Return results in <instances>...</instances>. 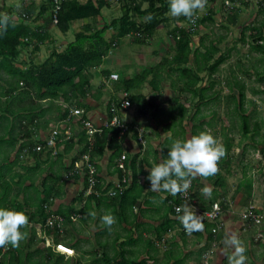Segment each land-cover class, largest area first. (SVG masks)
<instances>
[{
	"label": "trees",
	"instance_id": "1",
	"mask_svg": "<svg viewBox=\"0 0 264 264\" xmlns=\"http://www.w3.org/2000/svg\"><path fill=\"white\" fill-rule=\"evenodd\" d=\"M121 1L122 4L120 7L122 9V16H129L132 19L130 21L131 31H138V34H136L133 39L143 41L142 37L150 36L158 26L163 25L167 20L166 13L168 11L169 0ZM142 3H145L146 6L143 7ZM104 4L105 0H97V5L93 6L92 13L94 15L99 13L100 8ZM52 5L53 0H41L39 3V9L36 11L35 15L39 18H43L44 20L42 25H37L35 27H33L29 22L15 21L12 9L9 6H2L3 11L0 10V16L6 14L10 18L8 26L0 29V68H2L8 76L5 81L8 83L10 89L7 90L5 95L9 94L11 90H15V88L19 86V82L23 83V86H21V88L18 89V92H16L17 96H13L12 93L10 94L12 97L9 102L7 101V104H10L13 101H24L28 93L31 95L29 88H32L34 89L33 91H35L36 96L41 99H47L48 104H51L57 98H65L68 94H71V96L75 98V102L70 104L81 105L84 108L81 117L78 118V122L80 124L79 131L76 134L59 141L58 145L62 144L63 146L55 155H52L50 150H46L45 153L42 150H34V144L41 140L35 141L36 139L30 138L31 133L29 124H32L34 120H37L45 113L47 107L44 105L42 106L40 104L36 105L34 103H27L25 106L20 107V111L18 109L17 116L11 123L2 124L0 122V127L4 126V131L0 133V145L5 143L7 148H9V153L11 152V155H13V158L10 159L8 153V156L0 162V206L22 209L25 212V207L28 204L27 201L23 200L20 202L17 200L16 193L18 190L14 193V195H12V192L16 184L24 186V182L26 180L32 181L29 173L34 170L35 166H26L25 168L27 169L24 172L12 171L13 166L18 163L20 155H23L24 153H26V155L30 154L37 161V166H39L42 161H47L46 159H49L50 165L53 166L61 159V157L64 156V153L69 151L74 146V143L79 144L78 152H76V155L72 157L71 162L65 167L66 172L69 173V175L79 174H76L77 171L74 170V167L76 166L75 164L77 161L82 158V154L84 153L89 154V160L92 162L97 157H100L106 148L112 146L114 150L112 151L111 156L114 157V159H116V157L119 158L121 155V149L119 144L116 142V138L118 136L122 137L126 135L128 131L132 132V134L138 138L135 128L138 124L137 116L145 113L147 114V110H149L148 113L150 118H154V116L161 113L152 97H148L145 93L138 91L140 90V85L145 81L147 75L151 72L153 73V76L150 80H148V83L152 84L153 88H158V81L162 79L160 69L166 68L169 74L175 75L172 80L173 83H175V86H177L178 94H181L182 92L189 94V98L184 102H182L180 98L178 99V94L175 95L174 100L176 101L175 103L179 109L177 112H174L173 110L171 111L172 118L175 122H178L180 132L183 136L186 132V128L182 123L185 111L188 109L187 107L189 103H191L194 99L197 103L192 104L195 108L194 112L189 117V122H192L191 129L189 130L191 135L196 134L201 130H205L204 125L213 127L215 119L221 120L220 117H216L217 112L214 109H210L208 113L209 116L206 119L205 117L207 114L201 113L200 111L199 103L202 101L206 104L211 99L219 100V96H216L215 90L207 91L213 86L214 82L211 80L208 81L206 85L202 84L201 82L204 77L200 74V72L207 70L208 74L211 72L213 73L218 65L224 60V54H218L213 59V55L218 49L213 41H210L207 44H204L202 41L201 43L204 50H200L199 47L191 49L190 45L195 27L191 28L189 25L186 26L184 24H177L171 31L175 41L176 51L169 58L168 56H164L154 67L153 65L145 67L133 76L123 77L118 74V83L120 82L121 86L118 87L116 91H121L123 95H119L117 97L112 92L106 102L107 116H111L109 110L111 103L119 105L123 98H126L130 102V106L133 104L137 105V115H135V117L128 123V130L121 133V127L108 126L102 128L100 132H95L88 140L85 127L81 121L82 118H87L86 114H84L85 110L88 108L85 99L95 97L99 94V92L95 89L90 90L91 88L88 87L89 79L86 75L87 68L100 65L107 51L110 50L109 48L111 45L115 44L116 41L113 37L110 39L105 38L104 33L107 28L105 25L101 26V28L91 30L89 29L91 28L90 24L86 23L80 30L73 33V39L66 44L63 50L59 51L54 49L42 61H32L27 66H23L22 62L17 61V57L20 53V47H23L30 42L31 44L33 43L34 49L38 48V41L42 40L44 35L43 32L47 29L48 24H53L51 13ZM91 5H93L91 0H86L84 3L81 2V0H61V8L58 12V22L54 23V25L62 31H67L70 27V22L77 19L85 12V9ZM34 10L35 2L31 0L21 8V19H33ZM209 14L210 13L208 12L207 15L197 19L196 23L198 24L199 20L202 21L209 18ZM136 16L140 18L138 21L134 20ZM149 16L151 17L150 19ZM112 23H114L113 20ZM252 28L255 29V32L252 33L253 36L257 35L255 38L256 42L255 44H252V46L264 53V20L260 23L259 27L253 26ZM30 37H34V39L28 41ZM104 71L106 74V70ZM105 79L106 78H104V80ZM261 80L264 81V74L261 76ZM243 89L244 85L242 84L237 92L229 93L227 96L229 100L231 99L232 103L230 111H228L227 114L228 116H231V114L234 113V116L236 115L240 118V125L243 134L245 135L250 131V115L244 108L246 95ZM116 91L114 92L116 93ZM7 104L5 106L6 112H4V114H0V121L2 119L7 120L8 113L11 112V110L8 109ZM58 110L60 118H72L73 113H70L69 105H65L63 108L58 107ZM223 125H225V123ZM232 127L233 123L231 121L227 131L229 129L231 130ZM257 128H259V125L258 122L255 121L253 131H256ZM227 131L223 130L225 133L223 145L226 148V154L220 159L222 162L228 161L229 156L227 154L233 146V138L227 134ZM260 149L264 154V143H262ZM42 154H45V156H42ZM135 163L136 162L134 160L131 161V164L134 167ZM3 166H5V169H2ZM116 169L118 171L119 179H121L125 171L119 168L118 165L116 166ZM71 170H73L72 173ZM6 174H9V178L7 179H10V181L5 178ZM60 178L61 175H56L55 179L52 181H50L49 178H44L41 190L36 193L37 199L35 201V214L34 212H31L29 220H31V218L36 214L41 215V220H36L35 223L39 222L41 229L44 230L45 233L52 234V243L54 245L57 244L56 247L58 250L69 253V248L58 244V242H60L59 233L56 231V233L53 234V230L56 228H51L49 226H45L44 224L49 212V199H51L50 197H54L59 194V188L56 187V180ZM244 179L245 180L242 185L244 187L246 197L249 199L252 183L250 178L244 177ZM135 186L136 179L132 177L131 181H128L127 186L124 188L122 193L114 196L109 195L107 198L113 201L115 206L123 208L122 205L124 203L126 204V201L128 200L127 197L131 195ZM86 187L87 181L84 174L83 188L75 196V201L78 199L81 201L83 200L84 204L78 209H75L71 204L58 207L56 213L63 216L64 221L71 222L70 216L72 214L77 212L83 215L87 208H89V204L92 201L98 203L104 201L105 196H107L106 194L102 195L101 192H97V190H101L100 179L97 180L94 186L95 190L83 197ZM35 191H37V188H35ZM190 193L193 195L191 189ZM166 200L170 203L171 208L174 204L183 203V200L178 193L175 196L168 193ZM135 201V196H132V198L127 201L128 207H132ZM173 210L174 209L172 208V211ZM203 222L205 224L204 231L207 235L208 242H210L212 237L218 235V233L214 234L211 232V226L213 225L212 222ZM178 223L181 227H184L180 219L178 220ZM25 226H27V224L22 227L24 232L26 231ZM30 227L33 230L34 226L30 225ZM182 232V234H186L184 231ZM41 240H44L43 236ZM28 244V241L25 242V245L24 243L21 244L20 241L18 246H13L11 244L0 246V254L2 255L3 261L2 264H65L63 258L64 254L56 250H52L53 252L47 251L46 254L49 255H46L45 257L43 256L41 261L40 259L32 260V250L24 251V247ZM47 247L48 249H51V246ZM50 255H55L54 259L52 258L53 261L46 262L47 260L45 258L52 260ZM106 259H110V256H106Z\"/></svg>",
	"mask_w": 264,
	"mask_h": 264
},
{
	"label": "rangeland",
	"instance_id": "2",
	"mask_svg": "<svg viewBox=\"0 0 264 264\" xmlns=\"http://www.w3.org/2000/svg\"><path fill=\"white\" fill-rule=\"evenodd\" d=\"M29 1L31 0H0V10L3 11L2 6H9L12 9L13 18L15 21L29 22L33 27L42 25L44 19L35 15L36 11L39 9V3L41 0H33L35 2L33 19H21V8ZM84 1L86 0H81L83 3ZM91 1L93 5L88 6L84 13H82L77 19L72 20L67 31L60 30L52 23L48 24L47 29L43 32V38L41 37L42 40L38 41V48L34 49L33 43L31 44L28 42V44L25 46L20 47V53L17 57V61L22 62L23 66H27L32 61L40 62L52 50H63L66 44L73 39V33L77 30H80L84 24H90L91 28L89 29L91 30L101 28V26L105 25L107 27L104 33L105 38L110 39L113 37L115 38L116 42L115 44L111 45L109 48L110 50L107 51L100 65L87 68L86 75L89 79L88 87L91 88L90 90L95 89L96 91L102 93V88L104 85L103 82H105L108 84L109 88L105 91L114 92L121 85L120 82L118 83V79L112 80L108 77L110 72H116L117 74L125 77L133 76L135 73L140 72L143 68L149 67L150 65H153L154 67L157 65V62L162 59V57L168 56L169 58L176 51L175 41L171 32L173 28L177 24H184L188 26L190 22L192 23V20L189 17H185L183 15L179 17L172 16L168 6V11L166 13L167 20L165 23L158 26L150 36L142 37L143 41H138L133 39V37L138 34V31H131L130 21L132 19L129 16H122V9L120 7L122 4L121 0H105V4L100 8V12L95 15L92 13V8L93 6L97 5V0ZM142 6H146L145 3H142ZM208 12L210 13V17L202 21L199 20L197 24V19L207 15ZM139 19L140 18L138 16L134 18L136 21ZM112 20L114 23H112ZM263 20L264 0H206L205 7L203 9H198L195 14V22H193L195 28L193 30L194 33L192 34L190 45L191 49L199 47L200 50H204L201 42L203 41L204 44H207L210 41H213V43H215L218 48L217 52L213 55V59L218 54H224L223 56L225 57L213 73L211 72L208 74L207 70L200 72V74L204 77L203 81L201 82L202 84L206 85L208 81L211 80L214 82L213 86L207 91L215 90L216 96H219V100L211 99L206 104L202 101L199 103V106L201 113L208 114V108L210 109V107L206 108L205 105L209 104L212 106V104L216 102L214 103L212 109L216 110L217 115H219L222 121L216 122V125L213 128L209 129L205 125L204 128L205 130L211 131L217 138L218 142L223 144V138L225 134L223 130L227 131L230 122L232 121L233 123V127L231 130L229 129L227 131V134L233 138L234 147L232 155L234 159L237 157V155H239L240 158L238 163L236 161L235 163H232L233 171L236 174L234 176L235 178L238 177L239 180L242 177L250 178L252 187L250 191L251 194L248 199L242 185L243 181L245 180L243 178L238 183V190L233 192L231 196L233 200H236L237 192H243H241L242 194L240 196L238 194V202L236 203V205H239V203L242 204L239 208H237L238 210L236 214L238 220H240V227H238V224L236 227L239 230V235L241 233L244 234L243 238L246 240V244L252 248V253L248 252V256L251 258L252 264H264V154L259 150L260 145L264 143V83L261 80V76L264 74V70H262L264 67V53L253 48L252 46V44H255V38L257 36H253L252 33L255 32V29L252 27H259ZM32 39H34V37H30L28 41H31ZM104 70H106V74L104 73ZM160 72L162 74V79L158 81V85H160L159 87L161 90L153 88L152 84L148 83V80H150L153 76V73L151 72L147 75L145 81L140 85L141 90L138 91L145 93L147 96L153 97L160 104H176L174 96L177 95L178 92L177 86H175V83H173L172 80L175 75L169 74L166 68L160 69ZM7 78L8 76L6 72L0 68V114H4V112H6L5 106L7 101L9 102L12 97L10 94L12 93L13 96H17L16 92H18V89L23 86V83L19 82V86H17L15 90H11L9 94L5 95L7 90H10L8 83L5 81ZM104 78H106V81ZM242 84L244 85L243 90L246 95L244 108L250 115V131L245 135L243 134L240 125V118L236 115L234 116V113L231 114V116H228L227 114V112L230 111V106H232L231 99L229 100L227 96L229 93L237 92V90L240 88V85ZM29 90L31 95L28 93L24 101H13L10 104H7L8 109H10L11 112L8 113L7 120L2 119L0 121L2 124L11 123L12 120H14V118L17 116L18 109L20 111V107L25 106L27 103H34L36 105L40 104L42 106L45 103H48L47 99H41L36 96L35 91H33L34 89L29 88ZM108 92H106V97L104 100L108 99ZM66 97L70 99L68 100L70 103L75 102V98H73L71 94H68ZM179 98L182 102H184L189 98V94L182 92L181 94H178V99ZM196 103L197 102L195 99L192 100V102L189 103L187 107L188 109L185 111V126L187 130L191 129L192 123L189 122V117L192 115L195 108L192 104ZM53 104L54 101L51 103V106ZM76 107L80 108V106ZM133 107L136 109L135 105H133ZM47 108H49V106ZM132 108L125 109L129 110V117L125 118L127 119V122L131 121V112H133ZM143 118H146V115L143 116L142 119ZM255 121L258 122L259 128H257L256 131H253ZM224 123L225 125H223ZM3 127L4 126L0 127V133L4 131ZM55 127L59 128L58 126H53L51 129ZM137 128L138 131H141L142 129L145 131L144 126H141L140 124H138ZM190 135L191 134L189 131L186 135V138L190 137ZM37 140L40 139H36L35 141ZM243 145H246L244 152L240 153L239 148H241ZM8 153L9 148H7L5 143H2L0 145V162L8 156ZM11 154L12 153L10 152V159L13 158V155ZM32 157L33 156L30 154L26 155V153L20 155L19 161L13 166L12 171H26L27 168L25 167L32 166L33 164ZM2 169H5V166H3ZM242 170L245 173L244 176L240 175ZM46 172L47 171L44 170L42 172L40 171L36 173L34 168L31 178L37 187V191L35 192L34 187H30L28 190L24 189L21 184H16L14 186L12 195H14V193L18 190L16 193L17 200L20 202L26 200L28 203L25 207L28 217L31 212H34L35 214V201L37 199L36 193L41 190L40 188L42 187V183L40 182H42V177ZM80 175L83 176V172H80ZM5 178H9V174H6ZM7 180L10 181V179ZM74 190H76V187L72 189V191ZM77 192L78 191H76L74 195L77 194ZM139 193H141V190ZM85 196L86 192L83 194V197ZM76 202H81V204L83 203L79 199L76 200ZM244 204L246 206L249 204L256 206L257 210L261 213L260 222L246 224L241 220L240 212L246 207ZM50 212L51 210L49 209V213ZM31 220H34V223H31ZM31 220H29V223L27 226H25L26 234L21 240V244L24 243V245L26 241L29 242V244L24 247V251L32 250L31 259H40L41 261L43 256L45 257L46 255H49L46 254V252H53L52 250L62 253L61 250L57 249V245H54L51 242L52 234L50 236H43L41 233V226L38 223H35L36 220H41V215L36 214L31 218ZM30 225L34 226V231ZM63 225L61 229L58 230L57 228L53 230V234H55L57 231L59 235H61L60 238L62 241L68 242L69 234L63 232ZM109 227H111V225ZM41 236L44 237V240H41ZM249 238H251V242ZM163 241L164 240H161V242ZM241 241L243 242L242 239ZM47 246H51V249H48ZM217 246H213V250L216 251ZM226 251L231 255L234 249L229 248L226 249ZM71 252L72 250L69 249V253ZM63 254L68 255L66 252H63ZM208 254L209 252H206V257ZM88 256L90 261L91 255ZM229 256L226 259L227 264H229ZM54 257L55 255H50L51 259H54ZM80 258H86V256L83 255ZM45 259L47 260L46 262L53 261V259ZM206 261L207 260L204 262L205 264H212V261L209 263ZM2 262V255L0 254V264H2ZM64 262L65 264H72V261L70 260H64ZM219 264H221V262H219Z\"/></svg>",
	"mask_w": 264,
	"mask_h": 264
},
{
	"label": "crops",
	"instance_id": "3",
	"mask_svg": "<svg viewBox=\"0 0 264 264\" xmlns=\"http://www.w3.org/2000/svg\"><path fill=\"white\" fill-rule=\"evenodd\" d=\"M262 70H264V67ZM103 83L102 93L99 92L97 96L85 99L88 108L85 110L84 114L96 123H101L107 116V100H104V98L106 97V92H108L105 90L109 88L107 83ZM159 86L155 89L161 90ZM113 93L118 97L122 92L116 91V93ZM107 94L109 98L112 92H108ZM68 100H70L68 97L63 99L57 98L54 100L52 106L48 103L44 104L45 107L49 106V108H47L45 113L37 120L29 124L31 139L46 138L53 126L68 129L71 135L79 131V116L72 114L71 119H69V117H59L58 107L63 108V106L69 105L70 113H72V108L76 106H80L82 110L84 109L81 105H71ZM154 101L159 107V111H161L160 114L154 116V118H150L148 113L149 110H147V114L145 113L137 116L138 124L145 128V131L143 130L144 144L140 142L132 132H128L126 135L116 138V142L121 149V155H125L123 161L126 165V169L123 176H125L128 181H131L132 177L136 179V186L127 199L130 200L132 196H135L136 201L132 207H128L127 200L126 204L124 203L122 205L123 208H121L115 206V203L107 198L109 195L105 192L119 179L116 164L120 161V157L114 159V157L111 156L114 150L113 147L106 148L103 154L92 161V163L96 166L98 179H100L101 190L97 191L107 196H105L104 201L98 203L92 201L83 215L79 213L76 219H71V222L64 221L63 232L69 234V241H62L60 238L61 235H59L60 242L58 243L72 250L71 253H67L68 255L64 254V260H70L72 264H205V260H207V263L212 261V264H219V262H221V264H227L226 259L230 254L226 249L230 247L228 244H225L224 239L226 235L235 233L241 237L246 247L247 258L244 264H252L251 258L248 256V252L252 253V248L246 244V240L243 238L244 234L240 232L241 234L239 235V230L236 227L237 224L238 227H240V220H238L236 215L237 208L242 205L240 203L236 205V203L238 202V194L240 196L243 192H237L236 200H233L231 196L233 192L238 190L239 181L244 178L242 177L239 180L238 177L235 178L234 176L236 174L233 171L232 163H235V161L238 163L240 159L239 155H237L235 159L232 155L234 146L231 147L227 154L229 156V158L227 157L228 161H219L218 171L214 175L208 177L197 175L192 181L191 188L193 192L192 196L195 200L193 204L195 206L200 208L206 207L210 201L218 200L223 208L222 219L224 225L218 232V235L213 236L210 242H208L204 229L202 231L182 234L183 232L180 229L181 226L178 223V215L174 213V210L172 211L173 207L171 208L170 203L166 200L167 193L162 190H153L150 187L148 173L153 162H158L166 158L168 152L167 146L170 145L173 138H186L189 132V129H186L183 136L180 132L178 122H175L172 118L171 111L177 112L179 109L176 104H169L167 102V104H160L157 100L154 99ZM214 103L212 106L208 104L205 105V107H210V109H212ZM133 105L130 106L129 109H131ZM135 106L136 109H134V107L132 108L131 120L138 112L137 105ZM210 109L208 108V113ZM128 112L129 110H126L124 113H121V116L124 119L128 118ZM145 115L146 118L142 119ZM208 116L207 114L205 119ZM185 117L186 116H184L182 122L184 126L186 121ZM216 117H219V115H216ZM218 121L221 122L222 120L215 119L214 126ZM205 126L209 129L214 127ZM261 145L259 147L260 151ZM245 146L246 145H243L239 148L240 153L244 152ZM78 149L79 144L74 143V146L64 153V156L53 166L50 165L49 159H46L47 161H42L40 165L37 166V161L32 157V166H35L36 173L44 170L47 171L40 183H43L44 178H49L50 181H52L55 179L56 175H61V178L56 180V187L59 188V194L50 197L51 199H49L50 201L48 203V210H53L55 213L60 206L71 204L75 209H78L84 204L83 200L82 204L81 202L75 201V196L83 188V176L79 175L83 170L77 172L76 174L79 173L78 175H69L65 168L71 162L72 157L76 155ZM43 152L45 153V151ZM42 156H45V154H42ZM132 160L136 162L135 167L131 164ZM82 161L83 159L81 158L76 164L85 168V164ZM33 171L34 170L29 173L30 177ZM76 171H78V169ZM240 175H245L243 170ZM205 185L212 186L213 192L211 196L206 195L202 191ZM23 187L28 190L30 187H34V192L35 188H37L33 181L30 180H26ZM74 187H76V190L72 191ZM140 190L141 193H139ZM76 191L78 192L74 195ZM91 211H95L97 215H91ZM107 212H112L116 217V221L111 227L105 225L104 221L101 219V216ZM31 223H34V221H31ZM37 223L39 224V222ZM41 233L43 236L47 234L42 229ZM47 235L50 236L51 233ZM249 239L251 242V238ZM161 240L164 241L161 242ZM213 246H217L216 251L213 250ZM231 248L234 249V246L231 245ZM206 252H209L207 257ZM83 255H85L86 258H80ZM88 255H91L90 261ZM106 256H110V259H106Z\"/></svg>",
	"mask_w": 264,
	"mask_h": 264
},
{
	"label": "clouds",
	"instance_id": "4",
	"mask_svg": "<svg viewBox=\"0 0 264 264\" xmlns=\"http://www.w3.org/2000/svg\"><path fill=\"white\" fill-rule=\"evenodd\" d=\"M205 4H206V0H169V11L172 16L179 17L183 15L185 17L192 18L194 22L195 14L197 10L203 9L205 7ZM150 18L151 17L149 16V19ZM9 19L10 18L6 14L0 16V29L6 28L8 26ZM125 111L126 110H124L123 112ZM73 115H77L81 117V115L78 114H73ZM124 120L127 122L126 119ZM137 127L138 125L135 126L136 132H137ZM59 129L64 130L65 128L64 129L59 128ZM142 136H143V129H142ZM44 139H40L41 141L39 142L43 143ZM62 139H65V137L62 136L61 140ZM39 142L37 141L34 144V146ZM61 145L62 144H59L58 150L61 149L62 147ZM167 148H168V152L166 158L158 162H153L152 166L150 167V171L148 173L150 187L153 190H162L163 192L167 194L170 193L173 196H175L177 193H184L186 197L191 196L192 205L189 204L187 201H185L184 204L177 205L176 212L178 213V218L182 222L186 231L188 232L202 231L205 228L203 217L195 210L193 206L194 205L193 202L195 201L194 197L191 195V193H189L190 189L192 190L191 188L192 181L193 178L196 177L197 175H201L204 177L214 175L219 168L218 161H220V159L226 154V148L222 143L218 142L217 138L213 135V133L208 130H201L198 133L193 134L187 138H173L171 140L170 145H168ZM41 150L46 151L50 149L42 148ZM121 156H120V160H121ZM124 159H125V155L123 160ZM119 162H117L116 165H118ZM75 165L76 166L74 167V170L78 169L77 172L83 170V175H84L85 168L77 166V164ZM124 167H125L124 170L122 169L123 171H125L126 169L125 163H124ZM96 172H97V168H96ZM97 180H98V174H97ZM202 191L206 195L211 196L213 192V188L211 185H205L202 188ZM214 201H218V200H214ZM77 214L79 215V213ZM90 214L93 216L97 215L95 211H91ZM101 219L104 221L105 225L108 226L114 224L116 221V217L112 212H107L103 214L101 216ZM28 223H29V217L24 210L12 208V207L0 206V246L6 244L18 246L20 241L25 236V233L22 231V226ZM180 229L182 230V227ZM224 242L225 244H228L230 248L231 245L234 246V251L229 256V264H244L247 258L246 247L241 241L240 237L235 233L231 235H226Z\"/></svg>",
	"mask_w": 264,
	"mask_h": 264
},
{
	"label": "built area",
	"instance_id": "5",
	"mask_svg": "<svg viewBox=\"0 0 264 264\" xmlns=\"http://www.w3.org/2000/svg\"><path fill=\"white\" fill-rule=\"evenodd\" d=\"M61 8V0H53V5L51 9L52 13V22L53 24L58 22V12ZM192 23L190 22L189 26L191 28H194L195 26L193 25V19L191 18ZM195 22V21H194ZM109 77L113 80H116L118 78V74L115 72H112L109 74ZM125 95V94H124ZM130 106V102L126 99L123 98L119 105H116L115 103H111V106L109 108L111 116H106L101 123H96L90 118H82V124L85 127V132L88 136V140L90 137L95 133V132H100L102 128L108 127V126H119L121 127L120 131L121 133L125 132L128 130V123L124 120L123 117L120 116V113L123 112L126 108ZM73 114H78L81 115L82 109L76 107L72 109ZM137 134H138V140L140 142H144L143 136H142V130L138 131L137 128ZM61 134V135H60ZM63 137H68L71 135L70 131L68 129L61 130L59 128H52L50 133L46 136V138L43 140V143L39 142L34 146V149L36 150H41L42 148H47L51 150L52 154H56L59 148V141H61V136ZM84 164H85V174H86V181H87V187H86V193H90L95 190V184L97 182V172H96V167L95 165L89 160V154L84 153L82 155ZM123 158L124 155L121 156V160L118 164L119 168L124 170V163H123ZM79 166V165H77ZM128 179L123 176L121 179H118L116 183L109 188L106 193L110 196H114L117 194L122 193L124 188L127 186ZM98 192V191H97ZM190 193V192H189ZM181 199L183 200V203L180 204H174L173 209L174 213L178 215L176 212V207L177 205H182L187 201L189 204L192 205V198L191 196L186 197L184 193H178ZM195 210L203 217V221H208L212 222L211 226V232L214 234H217L220 229L224 225V221L222 219V207L219 201H213L210 202L208 206L206 207H197L193 205ZM76 214H72L70 216L71 219H76L77 217ZM241 220L246 223V224H254L258 223L261 220V213L258 212L256 209V206L249 204L247 205L242 211H241ZM45 226H49L51 228H58L61 229L62 225L64 224V218L58 213H55L51 211L46 219H45ZM245 224V225H246ZM182 230L186 233H190L185 230L184 227H182ZM215 241V240H214ZM213 241V242H214ZM59 244V243H58Z\"/></svg>",
	"mask_w": 264,
	"mask_h": 264
}]
</instances>
